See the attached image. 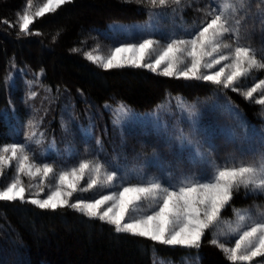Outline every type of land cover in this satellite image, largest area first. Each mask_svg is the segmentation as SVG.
<instances>
[{"label": "snow or ice", "instance_id": "1", "mask_svg": "<svg viewBox=\"0 0 264 264\" xmlns=\"http://www.w3.org/2000/svg\"><path fill=\"white\" fill-rule=\"evenodd\" d=\"M69 2L46 0L33 12L32 0H27L22 12L17 13L16 24L0 22L10 27L18 25L20 34H33L30 26L35 18L54 13ZM147 3L152 8L175 5L174 13L183 6H191L188 0H147ZM214 4L209 9H197L204 11L206 19L190 32L185 29L184 36L172 33L164 41L151 38L152 33L159 31L156 21L161 15L153 12L143 26H134L147 32V37L112 47L106 57L92 52L85 56L104 69L143 68L165 77L209 82L239 92L245 100H253L259 92L261 95L254 102L264 105V79L246 91L236 86L253 71L264 70V56L257 58L256 49L241 43L244 37L240 32L242 21L250 16H260L264 22V0L256 3V13L251 11L252 0H214ZM226 36L231 37V42L225 41ZM180 107L189 113L190 119L196 115L195 106L181 101ZM129 115V110L119 105L114 111V123ZM30 127L35 129L31 122ZM253 134L256 135L255 130ZM36 137L33 130L26 135L27 143L0 145V177L5 169L15 166L13 178L0 187V201H19L51 211L68 208L89 220L113 226L116 233L185 248L198 249L206 231L211 230L209 243L220 249L230 264H264V261L257 262V258H264V209L260 206H255L256 211L233 208V220H224L221 215L241 188L246 193L264 194V151L247 162L243 156L230 155L223 165H217L200 150L198 141L181 132L178 137L181 145L195 148L191 162L211 165L207 179L183 173L175 178L137 174L133 183L132 177L118 175V170H109L110 165L99 160L82 159L60 170L54 164L37 163L28 146L42 143L43 134ZM259 139L264 145V133L259 134ZM66 151L72 154L70 148ZM22 177L29 181L39 178V184L25 185ZM85 180L86 187H82L81 181ZM97 188L115 190L98 194V198L74 199L79 192Z\"/></svg>", "mask_w": 264, "mask_h": 264}, {"label": "trees", "instance_id": "2", "mask_svg": "<svg viewBox=\"0 0 264 264\" xmlns=\"http://www.w3.org/2000/svg\"><path fill=\"white\" fill-rule=\"evenodd\" d=\"M199 2L203 7L209 4L208 0ZM257 2L252 0V13L257 11ZM26 3L27 0H0V21L16 24L17 13ZM190 4L179 9L182 16L187 20L200 18L197 4ZM153 9L147 0H71L54 13L35 18L30 26L33 34H20L18 25L10 27L0 22V136L6 135L8 127L1 115L4 108L12 102L20 106L18 113H24L15 94L17 91L19 96L23 89L22 79L16 77V90L7 81L12 63L41 70L44 84L67 88L81 109L83 104L122 102L138 111H148L168 96L181 95L188 100L218 96L235 105L250 124L259 128L264 120V105L256 104L255 96L245 100L239 92L209 82L165 77L143 68L104 69L86 58L85 52L95 42L104 41L97 29L113 21L145 19ZM240 32L250 46L264 53V22L260 16L243 20ZM263 73L264 70L256 71L253 75L259 78ZM236 86L245 89L243 81ZM158 139L153 132L129 138L136 147L139 143L151 146ZM221 144L222 154L235 148V142ZM255 201L263 203L264 196L240 189L225 211L231 213L232 208ZM210 239L206 232L198 249L164 245L116 233L113 226L89 220L68 208L51 211L19 201H0V264H153L154 252L177 260L192 251L198 252L200 264H230L221 250L209 243Z\"/></svg>", "mask_w": 264, "mask_h": 264}, {"label": "rangeland", "instance_id": "3", "mask_svg": "<svg viewBox=\"0 0 264 264\" xmlns=\"http://www.w3.org/2000/svg\"><path fill=\"white\" fill-rule=\"evenodd\" d=\"M192 1L197 4L196 10L215 6L214 0H208L209 4L205 7L199 0H188L189 3ZM45 2L46 0H32V11L34 12ZM174 7L176 6L171 5L154 8L150 11V13H161L156 21L159 31L152 33L151 38L164 41L172 33L184 36L185 29L190 32L202 20L206 19L204 11L197 10L201 13V17L187 20L179 9L174 13L172 11ZM150 13L142 20L113 21L108 23L105 28L97 29L99 34L104 37V41L95 42L85 53L92 52L93 55L106 57L112 47H118L121 43H135L139 39L147 37L149 35L147 32L134 26H143L149 20ZM241 36L244 37L241 43L250 46L246 37L243 34ZM225 41L231 42V37L226 36ZM94 49L98 51L94 52ZM262 56L264 53L257 50V58H262ZM254 72L256 71L241 80L245 85L244 91L259 79H264V73L257 78L256 75H253ZM17 76L22 79L23 89L19 96L17 91L15 94L21 100L24 113L22 115L18 113L20 106L17 107L12 102L1 111L8 127L6 135L0 136V145L13 142L27 143L26 135L28 133L35 130L36 138H39L42 133L40 145L29 143L28 146L37 163L54 164L57 170L72 167L82 159H93L110 165L109 170H118L120 176L132 177L133 183L136 182L134 177L137 174L146 177L171 175L175 178L183 173L207 179L211 174V165L203 162H191L190 158L194 156L195 148L188 144L181 145L178 139L181 132L198 141L200 150L208 154V159L217 165H223L230 155L243 156L247 162L264 151V145L259 139V134L264 133V120L263 124L257 128L244 118L235 105L218 96L201 100H188L181 95L168 96L148 111H138L122 102L105 103L102 106L83 104L81 109L67 88H52L44 84L41 70L34 71L28 67L10 64L7 81L8 85L15 86V90L18 89V86L15 85ZM260 95L259 92L254 94L256 98ZM82 98L85 100L84 97ZM181 101L188 106H195L196 115L194 117L190 119L189 113L181 110ZM119 105H124L130 115L114 123V111ZM30 122L35 125V129L30 127ZM253 130L256 135L253 134ZM149 132H153L159 138L151 146L139 143L136 147L129 140V138L134 139ZM221 142H232L233 144L235 142L234 150L232 152L227 150L222 154L220 151ZM69 148L72 152L71 155L66 151ZM14 175L15 166L13 164L12 167L5 169L4 175L0 177V187L10 182ZM22 179L25 185L39 184V178L32 181H29L27 177H22ZM81 186L86 187V180L81 181ZM35 190L32 189V191ZM113 190L115 189L97 188L79 192L75 194L74 199L76 197L86 200L98 198V194H108ZM244 192L246 193L245 190ZM260 195L264 196V194ZM144 206L146 207V205ZM255 206L264 209V202L255 201L251 205L239 208H250L256 211ZM232 209L231 213L223 209L222 219L233 220ZM206 232L212 238V231ZM259 261H264V258H257V262ZM153 264H200V261L196 251L188 252L177 260L160 256L154 252Z\"/></svg>", "mask_w": 264, "mask_h": 264}]
</instances>
